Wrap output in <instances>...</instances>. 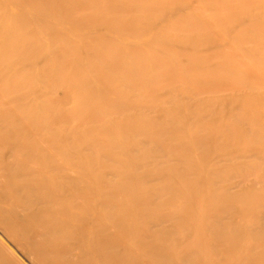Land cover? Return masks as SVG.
Here are the masks:
<instances>
[{
    "label": "bare ground",
    "instance_id": "1",
    "mask_svg": "<svg viewBox=\"0 0 264 264\" xmlns=\"http://www.w3.org/2000/svg\"><path fill=\"white\" fill-rule=\"evenodd\" d=\"M6 1L18 6H0V225L9 236L38 264H264V84L256 80L264 67L258 49L236 53L234 44L242 42L235 32L227 43L225 34L210 32L212 23L190 12L174 23L186 24L178 39L164 33L159 41L151 35L152 21L140 23L186 3L180 0L144 8L143 19L128 12L141 0ZM213 1L232 12L216 16L218 26L236 13L256 19L235 12L254 0L237 7ZM249 28L264 33V20ZM171 44L190 51L174 52ZM202 46H218L215 57L199 52ZM33 84L38 90L29 95ZM227 87L236 92L219 103L237 105L228 116L246 127L213 119V131L218 100L195 95ZM167 91L159 118L150 120L157 108L152 98ZM171 91L183 99L177 104L183 114L165 109ZM191 104L202 106L192 112ZM187 119L192 126L179 127ZM137 130L141 140L131 137ZM5 151H11L9 164L2 161ZM210 152L225 159L210 162ZM32 165L39 173L29 170ZM259 170L257 186L248 187V174ZM240 175L245 178L235 182ZM48 193L54 194L52 209L38 210L35 203ZM77 222L90 255L73 260L68 227ZM0 264H19L1 241Z\"/></svg>",
    "mask_w": 264,
    "mask_h": 264
},
{
    "label": "rangeland",
    "instance_id": "2",
    "mask_svg": "<svg viewBox=\"0 0 264 264\" xmlns=\"http://www.w3.org/2000/svg\"><path fill=\"white\" fill-rule=\"evenodd\" d=\"M161 1H163V0H141L140 2L136 3L128 12H129V14H133L135 16L138 15V17L141 16L143 19V16L140 15V11L143 10L144 8H147V7H154V6L158 5L159 3H161ZM180 1H185L186 3L177 7V8L172 9L170 12L164 13V15H162V16H158L156 19L153 18V20H152L149 17H147L146 19H143L142 21H140V23L144 24L147 21H149V22L152 21L153 25L151 28V35L157 37V39L159 41L163 40V34L164 33H167L169 35V37H174V39H178L183 34L182 32H184V26H186V24L184 21V22H182V25H181L182 27L179 26L178 28H175L174 23L176 20H178L180 17H182L186 12H190L192 16H194L196 18H202V20H204L208 23L209 22L212 23L213 26L210 27V29H211L210 32L217 34V35H218V32H219V34H225V37L227 39V43L232 42L231 41V36H232L231 34H232V32H235L236 33V36H235L236 39L242 42V44L240 46L239 45L236 46V44H234L235 45L234 51L236 53L246 54V53H248V51L250 49L257 48L258 49V56L257 57H259L258 63H262V65H260V66L263 69V67H264V33L260 34V33L254 32V30L250 29L249 27H250V23H252V21H263L264 20V0H254L251 3L247 2V3L243 4L245 7L243 5H241L242 8L239 7L238 10H235V12L245 10L249 14H252V15L254 14V16H256V19L251 20V19H249V17H246V16L241 18V17H239L240 14L236 13L235 14L236 18L235 17L231 18L232 20H230L229 23H226L222 26H218L215 24V22H214L215 17L216 16L226 17L227 15H229L232 12L228 9H225L226 7H222L221 4H219L213 0H188L189 2L186 0H180ZM172 2H174V1H172ZM240 2L243 3L246 1L245 0H231V5L234 7H237V6H235V4L239 5ZM0 6L2 8L7 7L8 9H14V10L18 9L17 3L8 2L6 0H0ZM157 11L155 13L160 14L159 12H161V11L160 10L158 12ZM26 15H28V14L26 13ZM36 18L39 19V17H36ZM36 18H34V19L37 20ZM227 26H230V29L226 30V32H225L224 28ZM30 37H32V31L29 32V38ZM159 45H161V44L159 43ZM159 45H157L156 51L158 53H161L162 48ZM170 46H171V49L174 50V52L184 53V52L190 51V48L188 46H185V45L171 44ZM218 46L209 47V48L202 46V47L198 48V51L204 55L206 54V55H209L211 57H215V56H213L214 50ZM49 53L50 52H49L48 47H47V49L45 48L44 57L41 58L40 60L36 61L37 67H40L41 65H43L45 63L46 57H48ZM175 57L176 56L172 55V58L174 59L176 64H178V63L185 64L186 59H184L181 56H178L176 58ZM36 58L34 60H36ZM216 64H217V60L215 58H213L210 65L213 66ZM25 68H28V67H25ZM202 68L204 70H206L207 66L202 67ZM231 70L233 71V69H231ZM238 72H240V70ZM182 74H184V73H182ZM184 75H187V73H185ZM260 79H262V82L264 84V76L263 75L260 76V78L258 77V79H256V80H260ZM32 86H34V87H32V89L30 90L31 92H29V95L36 93L38 90V88H37L38 86H35V84H33ZM232 91L236 92L235 89L231 90L230 87H227V89L224 92L200 93L198 95H195V97L197 99H200L201 101L202 100L205 101L208 99L217 101L219 98H223V97L228 96ZM174 92L175 91H173V92L171 91V94H173L172 98H171L172 101H171V103L167 104L168 106H165V109L170 111V113H172V114H181L182 110L178 109L180 107H177V104L179 106L180 105L179 101L183 100V99L181 98L180 94L177 96V94L175 95ZM245 94L250 95L252 93L247 92ZM29 95H27V97ZM169 96H170V93L168 91L165 94H160V95L155 94V97L152 99H153V102L156 103L157 108H156V110H154L153 112L148 114V117L151 118L150 120H157L159 118V116H160L159 110L164 107L160 104V102H161L160 99H162V97L164 99L170 98ZM15 98H17V97H14V99ZM184 101H186V99H184ZM194 102L195 101H193V103L189 101V103H192V104H194ZM192 104H191V107L188 108L192 112L199 110L202 106V104H200V106H197V105L192 106ZM213 108H214L216 113L212 117V120H210V122L213 124V125L211 124V126H210L211 128L215 127L213 119L216 121L222 119L223 122L230 121V122H234L238 126H243L242 122H240V121L237 122V121H235L234 118L228 116L230 109H236L237 105L231 106V104H227V103L220 104L219 100H218L216 103L213 104ZM205 110H206L205 107L202 108V111H205ZM110 125L111 124L108 123L105 126L110 127ZM188 125L192 126V123H191V120L187 119V121L183 120L182 125L179 127H188ZM244 127H246V126H243V128ZM212 130H213V128H212ZM140 135H142V132L137 130V131H134L132 133L131 137H132V139H133V137H135L134 139L141 140L142 138ZM10 153H11V151H5L4 154H2L1 157H2V161L4 164H9L12 161V158H10V156H11ZM210 153L212 154L211 156H208V160L210 162L215 161L216 159H217V161L225 159V158H223V155H221L220 153H218V154H216L215 152H210ZM23 166H25V165L23 164ZM24 168H26V167H24ZM29 170L34 171V173H39V171H40V169L37 167V165L30 166ZM70 177L72 179H74V177H76V175L74 173H71ZM106 177L111 179L112 181L115 180V177L112 176L111 174L106 175ZM260 177H261V171L260 170L254 171L251 174H248V178L246 179V184L248 185V187L253 186V185L257 186L256 181H257V179H260ZM244 178L245 177L243 175H240V178L235 179V182H237V181L240 182L241 179H244ZM0 182L1 183L5 182V178L2 175H0ZM79 186H80V184H79ZM243 188H244V186H243ZM52 194L53 193H48L46 195V197H44L43 199L39 197V200H40V201L38 200L39 203L38 202L35 203L36 208H38V210L41 209V210H46V211H48L49 209H52L53 203H54V199H53L54 194L53 195ZM63 200H64L63 202H66V198H63ZM94 202H95L94 203L95 207L98 208L100 205L99 204L100 201L98 200L97 197L94 198ZM17 211H18V213L21 214L20 209H18ZM87 225L89 226L91 224L86 223L85 225H83V228H86ZM164 225L169 227V225H167V224H164ZM81 227L82 226H80V224L78 222L72 223L68 227V231L70 232L71 238H72V239L70 238L68 245L70 247H72V249H73L72 255L69 258H71V259L74 258L73 260H76V257L78 258V256L81 253L85 254V255H90V253H89L90 252V246H89L88 242L81 237V231H80ZM0 241L3 244V246L5 248H7L10 253L13 254L14 258L17 260V262H19V264H38L35 256H33V254L32 255L30 254L27 247L22 242L12 239L9 236V234L3 229V227L1 225H0ZM86 253H89V254H86Z\"/></svg>",
    "mask_w": 264,
    "mask_h": 264
}]
</instances>
